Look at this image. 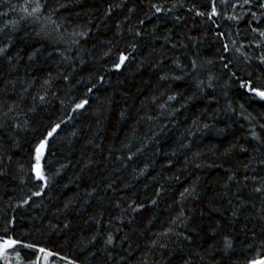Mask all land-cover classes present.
<instances>
[{
    "label": "trees",
    "instance_id": "trees-1",
    "mask_svg": "<svg viewBox=\"0 0 264 264\" xmlns=\"http://www.w3.org/2000/svg\"><path fill=\"white\" fill-rule=\"evenodd\" d=\"M23 2L0 0V12L7 13V16L0 15V26L19 20L22 13L18 5ZM121 2L83 0L81 5L77 0H47L49 8L68 4V8L61 9L56 17L58 23L63 24L61 31L66 37L61 43L56 42L58 34L49 38L37 37L27 22H21L11 52L13 55L19 53L23 59L14 62L13 66L0 61V102L16 100L21 106H29L31 96L43 92L39 85L49 76L56 95L49 94L47 103L36 114L28 117L20 115L21 123L25 119L30 121L28 130L0 129V144H3L0 166L7 172V176L0 177V223L5 213L9 216L16 214L18 223L35 229L33 238H37L40 230L56 222L52 214L57 207L78 196L81 206L70 213V218L84 230L76 232L79 237L90 229L91 225L84 221L94 212L104 214L107 226L108 219L119 211L113 207V202L120 197L125 201L134 199L146 207L135 214V219L128 216L120 225L121 231L115 234L118 237L126 234L128 239H118L114 247L104 250L98 240L95 246L82 245L84 250L81 251L70 233L67 238L62 233L56 239L62 241L68 255L79 257L83 264H141V261H147V264H175L174 258L166 255L165 250L149 251L148 246L162 224L174 217L183 204L193 223H204L210 227L219 224L218 238H235V251L227 253L222 250L221 239L211 249L204 240H197L200 247L196 250L200 252V257L194 264H243L246 246L253 233L257 240L264 238V220L256 218L257 210L251 207L255 203L259 208L260 201L252 193L251 179L245 186L244 166L252 157H264L252 147L255 142L248 138L249 123L240 115L239 105L243 104L257 121L264 116V107L260 106V102H250L238 96L235 88L226 87L227 77L219 64L211 69L217 77L213 82L214 90L207 88V71L200 73L199 77L205 81L204 91L195 87L193 77H186L183 81L160 82L157 75L159 67H153L149 61L161 58L163 54L165 71H169L173 68L169 63L172 59L182 64H187L186 58H195L197 54L201 58L213 59L221 42L212 31L201 32L200 25H194L190 19L176 25L171 20L165 23L155 16L148 19L144 15L148 8L147 0H126V6L117 8L107 23H103L102 17L109 3L116 5ZM191 2L199 6L204 0ZM129 8L136 11L130 14ZM126 17H130L127 27L137 28L142 36L133 37L127 27L124 28L120 47L128 49L130 61L125 70L116 73L109 70L111 60L102 58L106 51L102 42L112 37L114 24H123ZM138 18L145 20L143 26L139 25ZM195 19L200 21L199 17ZM82 27L92 29L89 39L71 46L68 33L79 31ZM186 33H200L201 43L190 44ZM168 34L177 44L174 49L162 46L164 36ZM235 38L243 43L251 39L250 36L245 37L243 29L241 36ZM132 43L137 45L134 53L131 52ZM181 43L184 47L180 46ZM36 50L35 59L28 61L27 55ZM246 51L252 53L251 48ZM101 76L103 81L99 79ZM92 85L95 87L88 93L87 88ZM25 87H28V92L24 91ZM21 95L26 99L21 101ZM169 95H176L177 100L169 101ZM82 98L89 101L86 110L73 112L74 101ZM229 103L236 109L235 112L226 110ZM60 119L67 123L62 125V131L51 142L52 155L48 157L51 174L60 169V175L54 177V183L45 197L35 198L30 207L16 209L13 213L15 205L32 188L31 183L20 184L18 179H13L17 164H23L27 170L29 141L39 137L52 121ZM205 124L209 127L205 128ZM257 131L262 130L257 128ZM9 136L14 137L16 142L13 143ZM125 143L130 147H123ZM230 145L237 147L232 149L231 156L223 155ZM240 146L247 148L248 152H240ZM137 148L143 151L128 161L127 155L136 152ZM258 159L251 160V167L256 169L257 177H264V165H260ZM86 164L89 167L86 168ZM197 164L200 167H196ZM61 165L67 167L61 169ZM225 169L236 172L240 183L233 182L228 188L223 187L228 175ZM141 170H144L143 175ZM247 174L251 177L253 172L249 170ZM109 182H115L117 191L106 190ZM93 187L97 189L95 197L84 204L86 191ZM193 187L196 197L182 198L181 193H185L186 189L191 191ZM152 200H156L155 205L151 204ZM240 200H244L247 207L240 210L239 220L230 224L231 209L233 205L239 207ZM212 207L219 211H213ZM201 212H204L203 217ZM60 219H64L63 215ZM169 247L175 248L176 243L169 242Z\"/></svg>",
    "mask_w": 264,
    "mask_h": 264
},
{
    "label": "snow or ice",
    "instance_id": "snow-or-ice-1",
    "mask_svg": "<svg viewBox=\"0 0 264 264\" xmlns=\"http://www.w3.org/2000/svg\"><path fill=\"white\" fill-rule=\"evenodd\" d=\"M77 3L82 5L83 0H77ZM147 3L148 8L144 15L148 19L155 16L165 23L171 20L174 25L182 22L186 23L190 19L194 25H200L201 32L212 31L221 42L220 48L213 59L201 58L199 54L195 58H186L188 60L187 64H182L177 59H172L169 63L173 68L169 71H165L163 54H161V58L149 61V64L153 67H159L160 71L157 75L160 82L183 81L186 77H193L195 79V87L200 91H204L205 81L199 77L200 73L207 71V88L214 90L213 82L217 77L211 69L219 64L223 75L227 77L226 87L229 89L235 88L238 96L246 98L250 102H260V106L264 107V0H204L199 6L192 3L191 0H147ZM125 6L126 0H122L121 4L116 5L109 3L102 17V22L106 24L108 18L112 16V13L117 8ZM18 7L22 13L19 20L13 21L11 24L5 22L3 26H0V61L7 63L9 66H13L14 62L23 59L19 53L13 55L11 52V49L15 46V33L20 31L21 22H27L37 37L49 38L53 34H58L57 43L63 42L66 38L64 32L61 31L63 24L58 23L56 17L61 12V9L68 8V4L62 3L54 8H49L47 0H24L23 4L18 5ZM135 11V8L128 9L130 14ZM0 15L7 16V13L0 12ZM196 17H199L200 21H197ZM129 19L130 17H126L123 24L116 22L112 37L106 38L102 42L104 48H106L102 58L111 60L109 70L116 73H121L125 70L130 61L128 49L120 47L124 38V28L127 27ZM138 23L143 26L145 20L138 18ZM205 26L208 27L205 28ZM241 29L244 30L246 38L248 36L251 37L247 43L240 42L235 38L241 36ZM127 31L133 37L142 36V32L135 27H127ZM91 32L92 29L90 27H82L79 31L73 30L68 33L70 45H80L81 40L86 42ZM185 36L192 45L201 43L200 33L193 35L186 33ZM156 38L159 39V37ZM162 46L174 49L177 44L172 42V36L168 34L164 36ZM180 46L184 47V44L181 43ZM136 47V43H132L131 52L134 53ZM249 48L252 49L251 54L246 51ZM37 52L38 50L29 53L27 55L28 61H33ZM65 59L68 58L65 57ZM257 69L258 72L256 71ZM64 79L67 80L68 77L65 76ZM99 79L103 81L104 77L101 76ZM39 87L43 89V92L32 95V102L29 106H21L16 100H12L11 103L7 101L0 102V129L28 130L30 121L25 119L21 123L20 115L23 114L28 117L30 114H36L37 110L47 103L49 94L56 95L52 90L50 76L48 79L43 80ZM93 87L95 85L88 87L87 92L91 93ZM28 90V87H25L24 91L28 92ZM25 99L26 97L21 95L20 100L23 101ZM168 100L175 101L177 96L169 95ZM88 104L87 98L74 101L72 111L86 110ZM226 110L236 111L231 103L228 104ZM239 112L243 119L249 123L248 138L255 142L252 145L254 151L264 157V122H261L264 121V116H261L260 121H257L251 112H247L243 104L239 105ZM66 123L67 121L63 119L52 121L39 137L29 141L30 151L27 170H25L23 164H17L13 179H18L20 184L31 183L32 188L15 205V208L12 209L13 213L16 212V209H22L25 206L30 207L35 203V198L45 197L48 194L47 190L54 183V177L60 175V169L51 174L52 170L48 167L50 163L48 157L52 155L51 142L60 134L62 125ZM204 127L207 128L209 125L205 124ZM257 128L262 131L258 132ZM9 139L13 143L16 142L14 137L9 136ZM96 147L100 148L101 145H96ZM123 147L128 148L130 145L125 143ZM236 147V145H230L225 148L223 155L231 156L232 149ZM0 148H3V144H0ZM141 151H143L142 148H137L136 152L127 155L126 159L128 161L133 160L136 153ZM239 151L247 153L248 149L240 146ZM116 158L121 159L120 156ZM11 159L12 157L9 155V162H11ZM257 159V157L251 158V160ZM251 160L249 164L244 166L243 179L245 186H247L249 179L252 180V193L256 194V199L260 201V206L257 208V205L253 203L251 207L257 210L256 218L264 220V177L255 175L256 169L251 167ZM258 163L264 165V158H259ZM64 167H67V165H61V169ZM85 167L87 168L89 165L86 164ZM196 167H200V165L197 164ZM249 170L253 172L251 177L247 174ZM143 171L141 170V175H143ZM225 171L228 175L223 187L228 188L233 182L236 184L240 183L236 178V172L229 169H225ZM3 176H7V172L0 166V177ZM105 187L107 191H117L115 182H109ZM96 191V187L86 191L83 203L88 204L90 199L95 197ZM181 196L184 199H194L196 197L195 187L191 191L186 189L185 193H181ZM100 203L103 204V201H100ZM229 203L231 204L232 202L229 201ZM151 204L155 205L156 200H152ZM80 206L78 196L67 199L63 206L57 207L52 214L56 222L49 223L40 230L37 238H33L35 229L21 226L18 223L16 214L9 216L5 213L3 222L0 223V264H83L79 257L68 255L62 241L56 239V237L64 233L65 238H67V234L70 233L71 239L76 240V247L80 248L81 251L88 245L95 246L98 240L102 242L104 250H108L115 246L118 239H128L126 234L123 237H118L115 234L121 231L120 225L125 223V219L128 216H132L135 219V214L142 212L146 207L142 202L138 203L134 199L125 201L123 197H120L119 200L113 202V207L119 211L108 219L107 226H105L104 214L102 212H94L84 221L85 224L91 225L88 230L91 234L89 235L88 232H85L84 235L78 237L76 232H83L84 230L80 229L79 224L70 218V213ZM245 207L247 205L244 200L239 201V207L233 205L231 209L232 219L229 220L230 224L239 220L240 210ZM212 210L219 211L215 207H212ZM61 215L64 217L63 220L60 219ZM200 215L203 217L204 212H201ZM192 221V216L186 212L183 204H181L177 214L163 223L159 232L154 234V237L149 242L148 250H165L166 255L174 258L175 264H194L196 258L200 257V252L196 250L200 247L197 240H204L211 249L217 240L221 239L222 250L225 253L235 251V238L227 236L218 238L217 229L220 228L219 224H216L215 227H210L204 223L195 224ZM128 223H132V220H128ZM113 226H115V232L113 231ZM241 231H244V229H241ZM262 233H264V229H262ZM169 242H175L176 247L170 248ZM82 245L84 247H81ZM246 247L247 251L243 264H264V238L257 240L256 234L253 233L252 239L247 243ZM200 259L202 260L203 258L201 257ZM141 264H147V261H141ZM154 264H159V262H154Z\"/></svg>",
    "mask_w": 264,
    "mask_h": 264
}]
</instances>
